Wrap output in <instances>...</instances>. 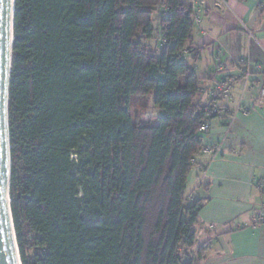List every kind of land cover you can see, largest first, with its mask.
Masks as SVG:
<instances>
[{
  "label": "trees",
  "instance_id": "16d2710c",
  "mask_svg": "<svg viewBox=\"0 0 264 264\" xmlns=\"http://www.w3.org/2000/svg\"><path fill=\"white\" fill-rule=\"evenodd\" d=\"M195 25L191 0H15L10 197L22 264H194L203 202L184 201L205 115ZM152 93L162 115L135 121L132 101Z\"/></svg>",
  "mask_w": 264,
  "mask_h": 264
},
{
  "label": "crops",
  "instance_id": "0c3cea01",
  "mask_svg": "<svg viewBox=\"0 0 264 264\" xmlns=\"http://www.w3.org/2000/svg\"><path fill=\"white\" fill-rule=\"evenodd\" d=\"M193 37L203 48L193 63L202 78L201 98L207 100L214 81L236 75L240 63L258 64L264 73V0H203ZM256 98L253 90L241 99L235 85L222 105L229 112L239 105L250 111H239L228 132L213 119L202 135L203 144L222 142V150L213 160L198 156L187 177L185 206L203 202L194 264H264V219L256 215L264 211V103L257 105Z\"/></svg>",
  "mask_w": 264,
  "mask_h": 264
},
{
  "label": "water",
  "instance_id": "95a60500",
  "mask_svg": "<svg viewBox=\"0 0 264 264\" xmlns=\"http://www.w3.org/2000/svg\"><path fill=\"white\" fill-rule=\"evenodd\" d=\"M14 15L15 0H0V264H22L10 197L12 162L10 91Z\"/></svg>",
  "mask_w": 264,
  "mask_h": 264
},
{
  "label": "built area",
  "instance_id": "2783aa9c",
  "mask_svg": "<svg viewBox=\"0 0 264 264\" xmlns=\"http://www.w3.org/2000/svg\"><path fill=\"white\" fill-rule=\"evenodd\" d=\"M224 2V0H222ZM193 17L195 22L200 21L201 9L203 0H191ZM249 32L251 39H256L255 35ZM240 69L236 75L230 77H223L214 81L209 86L208 99L203 101L204 103V118L199 124L198 133L205 134L211 128V122L213 119L219 120V122L228 129L232 121L235 119L239 111L248 113L250 110L239 105L235 112H228L222 105V100L230 97L235 85H239L241 88V99L248 91H257L256 104L262 105L264 103V73L262 68L258 64H252L250 61H246L239 64ZM222 67V66H221ZM222 150V142L214 144H203L200 153L196 156L207 155L209 160H213ZM259 219H264V211L261 210L256 213Z\"/></svg>",
  "mask_w": 264,
  "mask_h": 264
},
{
  "label": "rangeland",
  "instance_id": "374dc122",
  "mask_svg": "<svg viewBox=\"0 0 264 264\" xmlns=\"http://www.w3.org/2000/svg\"><path fill=\"white\" fill-rule=\"evenodd\" d=\"M162 14V10H156L153 14V24L155 27L158 26L159 15ZM146 43L150 44L152 47L157 45V39H147ZM154 94H150L143 99H135L131 103L130 112L135 121L141 120L143 122H153L155 123L157 117L162 115L161 110L158 109L154 104ZM206 100V95L202 97Z\"/></svg>",
  "mask_w": 264,
  "mask_h": 264
}]
</instances>
